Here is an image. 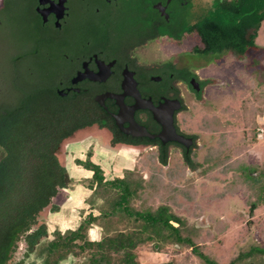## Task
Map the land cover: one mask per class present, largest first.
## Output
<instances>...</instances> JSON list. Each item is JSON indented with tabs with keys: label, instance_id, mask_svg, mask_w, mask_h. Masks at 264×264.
<instances>
[{
	"label": "trees",
	"instance_id": "16d2710c",
	"mask_svg": "<svg viewBox=\"0 0 264 264\" xmlns=\"http://www.w3.org/2000/svg\"><path fill=\"white\" fill-rule=\"evenodd\" d=\"M263 21L264 0H212L195 22L172 21L173 25L161 26L154 38L161 36L180 44L188 36H197L200 45L192 48L193 54L226 53L243 61L260 49L256 39ZM247 27L252 28L249 35ZM24 38V53L16 58L14 66L17 69L18 64L24 63L33 72L23 75L19 85L14 83L16 87L11 90L15 93L8 103L0 106V264L8 261L25 264L43 239L48 240L40 249L44 254L42 264H62L68 258L82 256L84 264H264V242L236 244L226 260H222L205 239L211 231L173 208L179 195L188 196L192 178H186L185 187H181L178 183L164 182L157 175L145 178L140 170L124 169L122 176L107 179L101 165L92 160L91 149L84 159H74V164L89 171L90 176L78 180L70 176L56 155L61 143L95 122L104 125L95 110L82 104L80 98H61L55 93L57 79L63 74L59 65L63 42L36 41L28 32ZM167 68L164 78L169 74L185 81L195 77L171 63ZM229 113L249 129L250 143L256 142V130L260 127L257 119L264 117V90L252 92L238 110ZM203 120V130L219 132L221 141L226 140L223 132L229 122L218 116ZM245 141L243 138L224 151L212 148L203 162L197 160L194 148L186 150L181 145L163 144L157 138L113 135L109 144L155 146L156 159L162 166L168 165L171 146L179 147L182 172L178 175L182 177L186 170L198 169L201 174L212 171L228 174L223 190L240 191L252 218L256 210L264 208V159L260 163L249 162L240 152L249 144ZM233 151L237 153L234 157ZM169 172L167 176L177 182L174 177L177 174ZM74 184L90 191L92 207L81 216L76 228L65 231L55 228L50 232L40 215L45 209L58 212L60 205L54 201L61 191ZM199 215L196 213V218ZM95 225L111 233L91 240L88 232ZM225 230L219 226L215 232L219 235ZM19 244L24 247L22 256H17ZM142 249L163 253L167 258L142 263L139 260Z\"/></svg>",
	"mask_w": 264,
	"mask_h": 264
},
{
	"label": "rangeland",
	"instance_id": "374dc122",
	"mask_svg": "<svg viewBox=\"0 0 264 264\" xmlns=\"http://www.w3.org/2000/svg\"><path fill=\"white\" fill-rule=\"evenodd\" d=\"M211 1L198 0L196 3L198 18L204 14ZM245 31L249 35L252 28L247 27ZM256 44L260 49L251 53L243 61H238L226 53L207 56L193 54L192 48L200 45V39L197 36H188L180 44L171 40L157 41L144 51L147 59L157 62L169 61L176 68H183L193 73L201 82L203 89L200 96H196L187 83L179 84L186 110L177 115L180 128L186 133L197 136L194 151L199 162H203L210 155L212 148L213 151L217 148L224 151L238 145L243 138L249 144L240 152L242 151L246 155L247 160L251 163H260L264 159V117L257 119L260 127L256 130V142L250 143L249 129L244 127L242 122L231 117L229 113L230 110H238L242 101L248 98L252 92L264 90V21L258 30ZM3 49L4 44L0 43V57L4 54ZM226 108H229V111H225ZM212 116H218L229 122L223 132V135H226L225 141H221L219 132L201 128L203 121L205 122L203 119ZM96 132L94 129L80 131L61 145L60 160L66 165L70 176L74 179L90 176L89 171L74 164V159H84L89 149L93 153L92 160L101 165L107 179L122 176L124 169L140 170L145 178L157 175L162 181L169 182L171 185L178 183L181 187H185L186 178H192V185L188 192L189 197L184 193L179 195L177 204L173 205V208L178 213L188 216L192 221L203 223L205 228L211 231V235L205 239L222 260H226L232 247L236 244L247 246L249 243L264 242L262 236L264 208L256 210L253 217L250 218L244 204L243 194L240 191L226 193L223 190L225 181L229 179L228 174L221 171L201 174L198 169L194 172L186 170L181 177V174L178 175L182 172L180 149L172 147L168 165L162 166L156 159L154 147L141 148L139 151L121 146L111 148L106 144L107 141L103 142L98 137L93 139ZM235 154L237 153L231 152L233 157ZM168 172L173 175L177 174L179 178L174 175L177 182L167 176ZM90 194L89 190L78 184L71 185L68 190L61 191L54 201L60 205V210L51 213L45 209L40 215V220L46 222L50 232L55 228L62 231L76 228L81 216L89 211V207H92V204L89 203ZM159 199L157 197L156 201ZM196 213L200 214L198 218H196ZM219 226H224L226 230L218 235L215 231L219 229ZM109 233H111L110 230L95 225L89 230L88 238L97 240L103 234ZM47 240L43 239L40 242L37 249L26 259L25 264H42L44 254H41L40 249ZM23 251L24 247L18 250L17 256H22ZM166 258L167 255L151 252L148 249H142L139 253V260L142 263H157ZM258 261L262 262V260ZM84 263L85 257L83 256L68 258L62 262V264Z\"/></svg>",
	"mask_w": 264,
	"mask_h": 264
},
{
	"label": "flooded vegetation",
	"instance_id": "af4514ba",
	"mask_svg": "<svg viewBox=\"0 0 264 264\" xmlns=\"http://www.w3.org/2000/svg\"><path fill=\"white\" fill-rule=\"evenodd\" d=\"M196 3L198 0H0V43L4 44V54L0 57V106L8 103L15 93L11 90L16 87L14 83L19 85L23 75L33 72L24 63L18 64L17 69L14 66L16 58L24 53V36L28 32L36 41L63 42L59 64L63 74L57 79L55 93L61 98H80L82 104L95 110L104 125L95 122L64 141L80 131L94 129L97 132L93 139L107 141L111 148L156 149L147 145L109 144L113 135L148 138L129 133L135 130V124L150 134L161 130L148 109H135L130 114L129 108L136 100L125 93L127 76L134 80L141 97L150 99L154 106L165 99L180 101L181 109L174 112L173 123L177 133L191 138L193 143L188 149L176 142L167 143L195 149V134L183 131L177 120V115L186 110L179 84L185 82L192 88L190 80L194 79L200 90L193 91L200 96L201 82L196 77L187 81L173 78L172 74L164 78L171 62L149 60L144 51L154 42L169 40L161 36L154 38L161 26L173 25L172 21L195 22L199 15H196ZM120 96L128 109L124 113L117 100ZM60 148L56 153L58 158L62 155ZM21 248L23 245L19 244L18 249Z\"/></svg>",
	"mask_w": 264,
	"mask_h": 264
},
{
	"label": "water",
	"instance_id": "95a60500",
	"mask_svg": "<svg viewBox=\"0 0 264 264\" xmlns=\"http://www.w3.org/2000/svg\"><path fill=\"white\" fill-rule=\"evenodd\" d=\"M190 85L194 91L198 92L200 90L199 83L194 79L190 80ZM124 89L126 94L133 95L136 100L134 106L129 108L130 114H132L135 109H148L151 111L154 120L161 126L159 133L150 134L144 127L135 124L133 126V129L135 130L129 133H131L133 136H146L150 139L157 138L163 144L167 142H176L185 146L187 149L190 147V145L193 143L192 139L178 134L173 123L174 112L181 109V103L178 99H165L158 106H154L150 99H144L141 97L138 89L135 86L134 80L132 78L129 79L127 76L126 80L124 81ZM121 98L122 96L118 97L117 100L121 107L120 111L124 113L128 109L123 106Z\"/></svg>",
	"mask_w": 264,
	"mask_h": 264
},
{
	"label": "crops",
	"instance_id": "0c3cea01",
	"mask_svg": "<svg viewBox=\"0 0 264 264\" xmlns=\"http://www.w3.org/2000/svg\"><path fill=\"white\" fill-rule=\"evenodd\" d=\"M66 190H68V189H66Z\"/></svg>",
	"mask_w": 264,
	"mask_h": 264
}]
</instances>
